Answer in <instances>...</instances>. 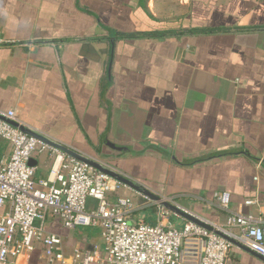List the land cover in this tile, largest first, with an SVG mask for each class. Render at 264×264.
Listing matches in <instances>:
<instances>
[{"label": "crops", "instance_id": "1", "mask_svg": "<svg viewBox=\"0 0 264 264\" xmlns=\"http://www.w3.org/2000/svg\"><path fill=\"white\" fill-rule=\"evenodd\" d=\"M9 111L215 228L231 215L222 192L233 213L264 219V0H0ZM11 154L0 139V160ZM54 160L52 150L33 155L35 181ZM120 197L134 202L132 223L159 222L164 208L124 185L110 196ZM164 210L176 229L190 223ZM45 229L61 238L62 262L42 243L10 261L73 264L80 250L106 262L100 227L50 217ZM227 264L264 262L233 248Z\"/></svg>", "mask_w": 264, "mask_h": 264}, {"label": "built area", "instance_id": "2", "mask_svg": "<svg viewBox=\"0 0 264 264\" xmlns=\"http://www.w3.org/2000/svg\"><path fill=\"white\" fill-rule=\"evenodd\" d=\"M0 115L19 122L15 111ZM0 139L12 147L9 160H0V208H7L0 217V264H19L10 258L34 252L37 243L43 244L50 262H62L61 238L45 229L50 217L62 220L68 229L100 227L107 251L104 264H227L234 246L214 233L193 223L176 229L167 223L169 213L164 209L156 225L132 223L133 200L110 198L123 187L119 182L2 120ZM48 150L55 153L52 170L46 179L35 181L30 162L33 155ZM90 199L96 201V208L89 207ZM216 199L231 214L226 226L218 229L264 257V219L233 213L228 192L217 194ZM74 260L73 264H93L94 256L76 250Z\"/></svg>", "mask_w": 264, "mask_h": 264}, {"label": "water", "instance_id": "3", "mask_svg": "<svg viewBox=\"0 0 264 264\" xmlns=\"http://www.w3.org/2000/svg\"><path fill=\"white\" fill-rule=\"evenodd\" d=\"M0 120H2L3 122L11 125L12 127L20 130L21 132L27 134L30 137H33L35 139H37L39 142L44 143L45 145L49 146L52 149L58 150L60 152H62L66 157L71 158L73 160H76L78 162L84 163L87 166H89L90 168L94 169L95 171L102 173L104 175H107L108 177H110L111 179H113L116 182H119L120 184L126 186L127 188L137 192L138 194L142 195L143 197H145L146 199L156 203L157 205H159L160 207L168 210L169 212L175 214L176 216L185 219L187 221H189L190 223H193L211 233H214L215 235L223 238L224 240L228 241L229 243H231L234 248H238L258 259H260L261 261L264 262V257L258 255L257 253L251 251L250 249H248L247 247H245L244 245H242L240 242H238L237 240L228 237L224 232H222L221 230H219L218 228H215L213 226H211L210 224H207L204 220H202L201 218H198L197 216H195L194 214H191L185 210H183L182 208H180L179 206H177L176 204L172 203L171 201H168L166 199H162L160 196L154 194L153 192H151L150 190H148L145 186H143L142 184H140L139 182L129 178L128 176H125L124 174L120 173L119 171H117L116 169H114L113 167H111L109 164H106L105 162H102L101 160L97 159V158H93L87 155H84L80 152L75 151L74 149L62 144L61 142L46 136L45 134L39 132L38 130H35L34 128H31L25 124H21L19 122H15L12 120H9L8 118H6L3 115H0ZM110 147H112L113 149L116 150H125L123 148H119L116 145L113 144H109ZM31 165V162H30Z\"/></svg>", "mask_w": 264, "mask_h": 264}]
</instances>
